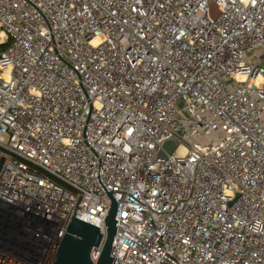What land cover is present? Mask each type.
<instances>
[{"label":"built area","instance_id":"obj_1","mask_svg":"<svg viewBox=\"0 0 264 264\" xmlns=\"http://www.w3.org/2000/svg\"><path fill=\"white\" fill-rule=\"evenodd\" d=\"M209 1L0 0V264L109 195L113 264H264V0Z\"/></svg>","mask_w":264,"mask_h":264},{"label":"water","instance_id":"obj_2","mask_svg":"<svg viewBox=\"0 0 264 264\" xmlns=\"http://www.w3.org/2000/svg\"><path fill=\"white\" fill-rule=\"evenodd\" d=\"M180 105L183 107L185 104L183 101H180ZM178 144V140L168 141L164 144V149L168 154H172ZM160 155H164L163 151L160 152ZM109 196L111 199V206L105 220L106 237L103 236L100 228L76 219L75 213L67 228L66 234L61 241L54 264H113L114 259L112 258L111 253L117 233L116 214L118 208L117 202L113 196ZM101 244H103L101 255L97 262L94 263L92 260V251Z\"/></svg>","mask_w":264,"mask_h":264},{"label":"rangeland","instance_id":"obj_3","mask_svg":"<svg viewBox=\"0 0 264 264\" xmlns=\"http://www.w3.org/2000/svg\"><path fill=\"white\" fill-rule=\"evenodd\" d=\"M221 15V10L220 7L213 1H209V16L213 20H216L220 17Z\"/></svg>","mask_w":264,"mask_h":264}]
</instances>
